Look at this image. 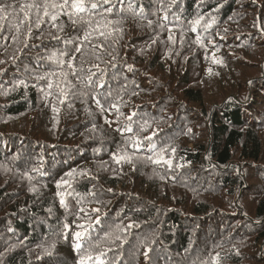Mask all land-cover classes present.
<instances>
[{
    "label": "trees",
    "instance_id": "16d2710c",
    "mask_svg": "<svg viewBox=\"0 0 264 264\" xmlns=\"http://www.w3.org/2000/svg\"><path fill=\"white\" fill-rule=\"evenodd\" d=\"M72 2L0 0V264H264V0Z\"/></svg>",
    "mask_w": 264,
    "mask_h": 264
},
{
    "label": "snow or ice",
    "instance_id": "6c2138e0",
    "mask_svg": "<svg viewBox=\"0 0 264 264\" xmlns=\"http://www.w3.org/2000/svg\"><path fill=\"white\" fill-rule=\"evenodd\" d=\"M67 3H68V0H64V4L63 5H57L55 3H51V4H47L46 3V4L43 5V7H44V13H45V15L48 14L49 7H51V8L64 7L65 5H67ZM28 7H37V8H39V6H36V5H28ZM71 7L74 8V9H76L79 12H83L85 10L84 7H83V0H73ZM92 7L95 8V7H97V5L93 4ZM3 11H4V9L3 8H0V12H3ZM195 23L198 24L199 23V20L195 21ZM85 38H87V33L85 34ZM79 50H80L79 48L76 49V51H79ZM68 66L69 67H72V64L69 63ZM50 86L51 85H49V87ZM128 131H131V129L129 128ZM121 158L122 159H127V157H121ZM148 159L151 160L152 157H148ZM161 159H162V157H161ZM156 162L158 163L159 160H157ZM165 163L171 165V160H167V161H165ZM68 175H71V173H69ZM61 204H63V199H61ZM65 227H68V226L65 225ZM75 235H76V238L79 239L81 234L79 232H77ZM75 247L77 249H79L80 248V245L79 244H76ZM88 258L91 259V257H88ZM83 259L84 258H81V264H83Z\"/></svg>",
    "mask_w": 264,
    "mask_h": 264
},
{
    "label": "rangeland",
    "instance_id": "374dc122",
    "mask_svg": "<svg viewBox=\"0 0 264 264\" xmlns=\"http://www.w3.org/2000/svg\"><path fill=\"white\" fill-rule=\"evenodd\" d=\"M246 74H248L249 76H251V75H253L254 73H249V72H247Z\"/></svg>",
    "mask_w": 264,
    "mask_h": 264
}]
</instances>
